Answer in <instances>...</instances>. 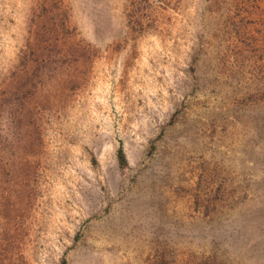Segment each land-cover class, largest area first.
Listing matches in <instances>:
<instances>
[{
  "label": "rangeland",
  "instance_id": "obj_1",
  "mask_svg": "<svg viewBox=\"0 0 264 264\" xmlns=\"http://www.w3.org/2000/svg\"><path fill=\"white\" fill-rule=\"evenodd\" d=\"M0 264H264V0H0Z\"/></svg>",
  "mask_w": 264,
  "mask_h": 264
},
{
  "label": "trees",
  "instance_id": "obj_2",
  "mask_svg": "<svg viewBox=\"0 0 264 264\" xmlns=\"http://www.w3.org/2000/svg\"><path fill=\"white\" fill-rule=\"evenodd\" d=\"M117 155H118V158H119V160L123 163L124 161H126V158H125V155H124V151H123V149H122V146H119L118 147V153H117Z\"/></svg>",
  "mask_w": 264,
  "mask_h": 264
}]
</instances>
